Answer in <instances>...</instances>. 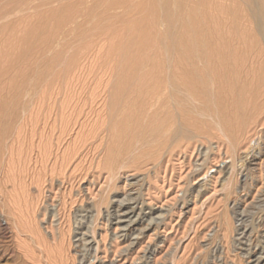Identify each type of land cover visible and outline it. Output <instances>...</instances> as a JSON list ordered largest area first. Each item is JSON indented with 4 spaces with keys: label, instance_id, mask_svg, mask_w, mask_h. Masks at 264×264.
I'll list each match as a JSON object with an SVG mask.
<instances>
[{
    "label": "rangeland",
    "instance_id": "rangeland-1",
    "mask_svg": "<svg viewBox=\"0 0 264 264\" xmlns=\"http://www.w3.org/2000/svg\"><path fill=\"white\" fill-rule=\"evenodd\" d=\"M151 1L0 0V264H254L249 255L264 264V115L238 148L260 142L246 184L236 175L223 184L232 154L218 135L159 141L138 127L150 120L110 115L127 62L151 50L141 25ZM30 94L35 107L24 111ZM121 124L131 138L119 140ZM71 144L80 153L52 182L54 154ZM80 205L94 211L77 224Z\"/></svg>",
    "mask_w": 264,
    "mask_h": 264
},
{
    "label": "bare ground",
    "instance_id": "bare-ground-1",
    "mask_svg": "<svg viewBox=\"0 0 264 264\" xmlns=\"http://www.w3.org/2000/svg\"><path fill=\"white\" fill-rule=\"evenodd\" d=\"M147 5L149 18L141 25L145 42L151 43L153 48L149 49L147 56L127 62L126 70L119 80L121 88L110 97V115L123 114L128 121L137 125L144 118L150 120V125L139 124L138 127L144 126L149 131H154L159 141L190 138L200 134L218 135L227 143L232 154L231 159L224 161L219 170L220 173H224L223 184L233 175L243 178L246 184L252 178L253 168L250 162L256 159L261 149L260 142L255 140L251 146H247V149L238 153L246 128L264 115V0H152ZM143 45L141 47L145 48ZM33 96L29 97L28 104L22 106V110L26 111L35 107ZM4 107L0 106V113L5 112ZM2 116L3 114L0 115V130ZM80 126L85 130L84 125ZM130 127V124L119 125L121 130L119 140L128 138L129 135L131 138ZM66 130H61V135ZM75 142L74 145H76ZM56 143L60 145L63 140L59 139ZM88 144L83 140L81 148L83 145L87 148ZM71 145L74 150L65 152L68 149L66 148L64 152L61 151L62 153L55 151L56 165L51 169L52 182L56 175L63 174L74 158L79 155L81 148ZM210 153L209 148L200 152L195 162L197 170L208 163ZM205 185L206 181L203 180L195 191L200 192ZM237 204V200H234L232 206L234 210ZM129 208L122 209L129 210ZM127 210H125L126 214L136 212L135 208ZM93 211L92 206H78L74 210L75 223L78 224V216L83 213L86 214L85 217L91 214L90 218H92ZM240 216L239 220L243 221V214L241 213ZM81 226L82 223L79 221V228ZM230 228L231 224L227 220L226 229L230 230ZM247 253L250 254L251 249ZM251 257L249 255L250 263L262 262L260 255L253 259Z\"/></svg>",
    "mask_w": 264,
    "mask_h": 264
}]
</instances>
